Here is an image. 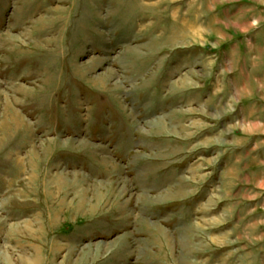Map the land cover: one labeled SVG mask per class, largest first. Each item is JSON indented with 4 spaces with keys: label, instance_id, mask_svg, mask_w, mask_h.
Returning <instances> with one entry per match:
<instances>
[{
    "label": "rangeland",
    "instance_id": "obj_1",
    "mask_svg": "<svg viewBox=\"0 0 264 264\" xmlns=\"http://www.w3.org/2000/svg\"><path fill=\"white\" fill-rule=\"evenodd\" d=\"M143 44L225 48L244 93L264 94V0H0V264H230L226 224L221 246L209 245L212 230L193 244L196 231L151 235L135 224L133 199L121 206L134 196L131 176L149 167L97 143L91 117L105 108L108 76L87 74L118 57L150 69ZM238 229L234 247L257 259Z\"/></svg>",
    "mask_w": 264,
    "mask_h": 264
},
{
    "label": "crops",
    "instance_id": "obj_2",
    "mask_svg": "<svg viewBox=\"0 0 264 264\" xmlns=\"http://www.w3.org/2000/svg\"><path fill=\"white\" fill-rule=\"evenodd\" d=\"M139 46L136 51L147 54L148 45ZM147 48L153 55L150 69L134 63L136 57L126 62L118 57L106 72L92 68L87 74L91 81L108 76L103 78L105 108L91 117L101 135L95 142L114 151L123 165L149 167L131 176L135 193L127 202L123 197L121 206L133 199L139 208L135 224L148 226L151 235L157 226L165 236L173 229L196 231L193 244L205 241L206 230H212L209 245L221 246L217 228L226 224L230 264L242 257L264 264V174L247 172L251 165L264 166V94L244 93L246 78L237 76L230 62L235 58L225 48ZM115 49L110 56L123 50ZM238 227L249 236L236 233L235 239L251 246L257 259L234 247Z\"/></svg>",
    "mask_w": 264,
    "mask_h": 264
},
{
    "label": "bare ground",
    "instance_id": "obj_3",
    "mask_svg": "<svg viewBox=\"0 0 264 264\" xmlns=\"http://www.w3.org/2000/svg\"><path fill=\"white\" fill-rule=\"evenodd\" d=\"M180 36V35H179Z\"/></svg>",
    "mask_w": 264,
    "mask_h": 264
}]
</instances>
